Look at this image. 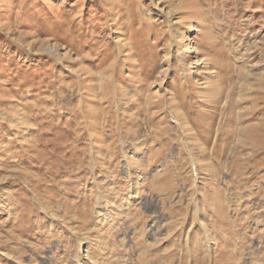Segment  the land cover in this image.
Segmentation results:
<instances>
[{
  "label": "rangeland",
  "instance_id": "obj_1",
  "mask_svg": "<svg viewBox=\"0 0 264 264\" xmlns=\"http://www.w3.org/2000/svg\"><path fill=\"white\" fill-rule=\"evenodd\" d=\"M0 264H264V0H0Z\"/></svg>",
  "mask_w": 264,
  "mask_h": 264
}]
</instances>
